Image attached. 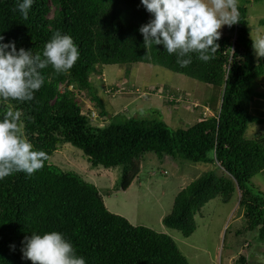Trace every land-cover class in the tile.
Wrapping results in <instances>:
<instances>
[{"label":"trees","instance_id":"1","mask_svg":"<svg viewBox=\"0 0 264 264\" xmlns=\"http://www.w3.org/2000/svg\"><path fill=\"white\" fill-rule=\"evenodd\" d=\"M15 9L16 0H0L4 43L14 41L17 50L42 54L59 30L73 38L80 55L66 74H57L51 66L41 70L45 83L32 101L9 102L30 117L24 121V135L34 150L47 153L48 160L31 176L14 173L0 181V264H31L22 259V241L32 233L49 231L63 233L87 264H190L170 236L133 226L111 213L99 187L52 165V156L64 143L81 150L92 168L121 170L123 191L131 187L140 173L139 162L149 154L158 161L212 165L214 170L176 196L164 226L189 238L204 206L215 199L227 204L239 192L243 229L257 233L264 243V193L253 183L264 175V140L246 138L251 124H264V114L253 112L256 101H264V92L257 88V81L264 78V58L255 56L246 7H238V23L216 41L219 50L214 58L205 63L193 53L186 68L179 67L175 54L169 55L162 45L145 47L139 28L151 14L140 0H36L27 19ZM141 64L218 88L220 108L210 117L203 112V120L186 129L172 128L157 110L147 118L110 113L108 98L92 76L102 75L109 66ZM85 99L100 119L109 118L106 126L91 121L82 106ZM172 99L169 102L178 105L186 97ZM7 106L0 105V118ZM238 264L248 262L240 257Z\"/></svg>","mask_w":264,"mask_h":264},{"label":"rangeland","instance_id":"2","mask_svg":"<svg viewBox=\"0 0 264 264\" xmlns=\"http://www.w3.org/2000/svg\"><path fill=\"white\" fill-rule=\"evenodd\" d=\"M238 7L248 9L250 37H264V26L260 25L264 21V0H238ZM230 28L225 25L220 29V39L228 36ZM255 56L259 58L256 52ZM103 73L93 75L92 80L100 92L104 87L103 97L105 100L108 98V109L115 115H142L147 118L157 110L172 128L186 129L197 123L196 119L203 110L210 117L220 108L218 88L162 67L148 64L109 66ZM258 81V91L264 92V78ZM197 84L206 89L201 95L203 98L195 97V101L182 103L181 107H178L181 104L177 106L169 102L173 96L175 100L189 93L196 96L197 92H192L197 90ZM157 88L160 92L166 91L162 97L152 93ZM84 102V112H90L91 121L98 126H106L109 118L100 119L90 101L85 99ZM196 103L200 108L191 112ZM253 112L254 115L264 114V101H256ZM246 138L264 140V124H251ZM50 163L62 171L74 172L99 187L111 213L117 212L133 226L146 227L170 236L190 264H238L240 257H244L248 264H264V243L257 233H246L243 229L245 224L239 212V192L227 204L215 199L204 206L201 214L196 215L197 230L189 238L164 226L163 216L172 212L176 196L204 173L214 170L212 165L171 158L158 161L154 154H149L139 162L140 173L130 189L123 191L119 187L121 170L92 168L82 151L71 144L59 145ZM217 173L221 174V170ZM253 183L264 193V175L255 177Z\"/></svg>","mask_w":264,"mask_h":264},{"label":"clouds","instance_id":"3","mask_svg":"<svg viewBox=\"0 0 264 264\" xmlns=\"http://www.w3.org/2000/svg\"><path fill=\"white\" fill-rule=\"evenodd\" d=\"M35 2L16 0L15 10L27 19ZM140 4L151 14L139 28L145 47L162 45L169 55L175 54L181 68L192 63L193 53L205 63L213 59L219 50L216 41L221 37L220 29L238 23V0H140ZM251 38L257 56L264 58V37ZM3 41L0 35V105H8L0 118V181L14 173L31 176L48 160L47 153L34 150L24 135V121L30 117L9 102L32 101L45 83L41 70L51 66L57 74H66L80 55L73 38L59 30L45 43L42 54L17 50L14 41ZM21 253L22 259L31 264H87L71 241L58 231L25 237Z\"/></svg>","mask_w":264,"mask_h":264},{"label":"crops","instance_id":"4","mask_svg":"<svg viewBox=\"0 0 264 264\" xmlns=\"http://www.w3.org/2000/svg\"><path fill=\"white\" fill-rule=\"evenodd\" d=\"M129 69V68H128ZM104 74V73H103ZM126 80V79H125ZM107 85H105V87H106ZM113 87H115V86H113ZM205 88H204V86L203 87H200V85L199 84H197V90L195 91V92H192V94L193 93H196V96H192L190 93L189 94H186V100L184 101V102H188L187 100L188 99H190L191 101H193V100H196L195 99V97L197 98V97H200V98H203L202 96V94L203 93H205V90H204ZM104 90H102V93L104 94ZM163 92H166L165 90H163ZM163 92H160V90H155V91H153L152 93L153 94H155V95H157V96H163ZM168 93H170V92H168ZM168 93H167V95H168ZM202 95V96H201ZM140 96V94L138 95V97ZM174 97V96H173ZM171 100H173V99H171ZM170 99H169V101H171ZM174 101H176V100H174ZM207 102V101H206ZM176 103H178V102H176ZM178 105H180L179 103H178ZM177 105V106H178ZM207 105L209 106L210 104L209 103H207ZM182 106V103H181V105L180 106H178V107H181ZM207 108V107H206ZM212 110V109H211ZM213 111V110H212ZM191 112H194L193 110L191 111ZM203 112H204V110H203ZM203 112L202 113H200L199 114V116H198V119H196V122H200V121H202L203 120V116H202V114H203ZM130 189V188H129ZM128 189V190H129ZM109 197V196H108ZM114 204H116V203H114ZM108 208V207H107ZM115 208V207H114ZM109 211L111 210V209H108ZM117 211V210H116ZM111 212V211H110ZM113 212H115V211H113ZM116 214H118L117 212H116ZM167 216V215H166ZM166 216H163V219L166 217Z\"/></svg>","mask_w":264,"mask_h":264},{"label":"built area","instance_id":"5","mask_svg":"<svg viewBox=\"0 0 264 264\" xmlns=\"http://www.w3.org/2000/svg\"><path fill=\"white\" fill-rule=\"evenodd\" d=\"M123 90H124V87H123ZM198 106V104L196 103L195 105H194V107H197Z\"/></svg>","mask_w":264,"mask_h":264}]
</instances>
